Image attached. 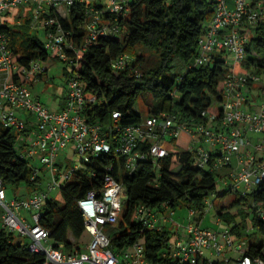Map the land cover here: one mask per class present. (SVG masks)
Instances as JSON below:
<instances>
[{"label": "built area", "instance_id": "built-area-1", "mask_svg": "<svg viewBox=\"0 0 264 264\" xmlns=\"http://www.w3.org/2000/svg\"><path fill=\"white\" fill-rule=\"evenodd\" d=\"M131 1L0 0V130L20 131L32 127L30 146L22 149L21 156L28 160L33 180L40 177L41 168L38 164H31V158L40 161L53 175L48 189L37 188L26 197L10 199L8 185L0 178V204L4 207L2 227L21 236L30 235L33 239L30 248L45 255L44 264H162L150 259L143 240L121 252L112 247V232L119 224L127 203V186L111 173L106 175L102 189L92 190L79 199L91 240L73 247L52 242L51 231L42 223L50 191L59 185L62 188V179H71L92 156L116 150L125 159L128 169H135L143 159H152L156 168H160L159 159L169 154L168 140L177 141L186 134L190 139L188 150L197 166L214 170L232 167L230 173L220 177V183L236 189L244 186V191H252L264 180V72L255 68L236 69V65L243 63L248 56V38L243 31L264 22V0H212L214 16L207 22L199 40L198 54L190 66L208 64L220 54L226 58L221 112L205 110L203 116L206 119L195 122L185 119L180 112L164 111L145 116L140 123L122 125V114L116 110L108 123L93 122L84 111L89 103L97 102L98 97L86 94L76 67L83 52L101 37L125 33L121 20L129 15ZM24 2L37 5L32 26L44 30L45 49L53 57L66 62L67 96L61 110L50 108L31 87L48 70L44 60L37 58L29 65H23L14 57L10 47L9 32L5 28L7 25L2 23V16L10 7ZM85 3L89 4L87 21L83 25L86 36L78 45L59 16L67 17L61 7L70 11L72 6ZM132 58L130 53H123L113 61V67L124 69ZM229 59L234 62L230 63ZM251 84L260 85L262 90L255 110L248 107L247 89ZM250 134L258 135V140L254 141ZM68 147L85 156V165H67V170L57 175L63 165L59 161L60 154ZM235 157H238L236 166ZM213 203L211 198L207 200V211ZM28 213H31L34 223ZM174 213L175 209L168 204L155 208L141 205L135 217L149 228L163 230L169 229L166 224ZM258 213L264 219L263 206ZM196 215V210L190 208L192 219L185 226L187 236L181 233L180 227L174 232L171 230L164 257H171L176 264H264L263 257L244 252L247 240L235 239L230 225L223 231L204 227ZM215 217L218 223L223 221L217 213ZM222 239L226 241L222 242ZM237 242L240 256L221 261L207 257L208 251L211 255H221Z\"/></svg>", "mask_w": 264, "mask_h": 264}, {"label": "trees", "instance_id": "trees-1", "mask_svg": "<svg viewBox=\"0 0 264 264\" xmlns=\"http://www.w3.org/2000/svg\"><path fill=\"white\" fill-rule=\"evenodd\" d=\"M88 5H74L69 16H59L78 45L86 36L83 25L87 21ZM214 6L212 0H132L129 15L121 20L126 28L123 37L103 36L79 59L76 70L85 92L98 97L97 102L86 106L85 116L90 121L105 124L118 110L122 114V125L140 123L145 117L141 99L146 116L176 111L185 119L199 122L206 119L203 116L205 110L221 112L226 58L220 54L208 64L190 66L198 54L199 40L207 22L214 16ZM5 28L9 32L14 57L21 64L29 65L37 58H55L45 49L39 33L30 27L28 32L13 30L9 26ZM243 32L248 38V56L243 63L236 65V69L255 68L264 72V22ZM143 50H155L159 61L152 62ZM123 53H130L133 60L126 68L116 70L113 61ZM178 65L185 66L184 71L174 70ZM67 72L65 70L66 75ZM260 88V85L251 84L247 90ZM31 132L30 126L20 131L1 128L0 178L7 185L26 183L33 191L41 186L42 178L32 179V168L21 156L22 149L30 146ZM159 162L160 168H156L152 159H143L135 169H128L125 159L116 150L92 156L62 186L59 198L46 201L43 225L51 231L55 243H64L67 247L81 246L78 240L87 229L79 199L92 190L102 189L106 175L111 173L127 186L126 207L112 232V247L117 252L143 240L153 262L176 264L171 257L163 256L171 230L145 226L135 217L139 206L155 208L168 204L172 209L187 206L196 210L195 218L201 223L207 213V200L215 194L227 196L233 191L237 196L231 204L216 209L217 216L225 219L239 238L245 235L248 219L258 232L264 234V219L258 213V209L264 207V180L252 191L224 184L222 191L219 189L220 177L230 173V166L217 170L197 166L189 150H169ZM233 208L238 211L236 215L231 213ZM235 216H240L241 221ZM16 235L0 227V264H44L45 255L31 250L29 243L17 239ZM72 236L76 240L71 239ZM243 250L264 258V242H248Z\"/></svg>", "mask_w": 264, "mask_h": 264}, {"label": "rangeland", "instance_id": "rangeland-1", "mask_svg": "<svg viewBox=\"0 0 264 264\" xmlns=\"http://www.w3.org/2000/svg\"><path fill=\"white\" fill-rule=\"evenodd\" d=\"M36 8L37 5L32 2H24L20 4L19 6H12L6 11L2 16V23L4 25L9 26L13 30H20L24 32H28V28L30 27L32 31H35L39 33L42 40L44 39V30L35 28L32 26V22L35 19L36 16ZM62 11L66 13L67 16L70 15V11L67 7H61ZM19 20L22 21V23H19ZM29 25V27H27ZM122 38L123 35H120ZM143 53L148 55V59H150L155 64L159 61V56L155 50H143ZM219 54V53H216ZM133 59V58H132ZM230 63H233V59H229ZM44 63L46 66H48V70L45 71V80L36 83L33 82L31 84V87L34 91V93L37 94V96H40L42 101L47 104L50 108L53 110H56L55 102L60 98L63 89L67 85V75L65 74V70H67L66 62H64L61 59L58 58H52L49 57L47 60H44ZM185 66L178 65L175 67L174 70L176 71H184ZM67 88V87H66ZM140 104L142 106V112L146 116L147 112L144 109L143 100L141 99ZM139 104V105H140ZM169 150L171 151H183L188 150L190 148V139L186 134H183L177 141H170L168 140V143L166 144ZM85 156H81L80 153H76L74 149L71 147L65 148L62 150L59 161L60 164H63L61 167V171H57V175L60 172H65L67 170V165L69 167H73L75 165H81L84 166ZM31 164H38V166L41 168L40 170V176L42 178V187L41 188H47L50 184V182L53 181V175L52 172L45 167L40 161H38L36 158L30 159ZM67 179L63 178L61 184H66ZM220 190H224V186L222 183H220L219 186ZM244 189V186H243ZM8 192V199L18 197L23 198L28 196L32 192V188L26 184L22 183L21 185H8L7 188ZM61 196V185L50 191L49 198L50 199H57ZM237 196V192H229L227 196H219V194H216L213 196L212 200L214 201L213 206H210L207 213L205 214L202 225L204 227H211L215 230L223 231L226 226H228V223L225 219L221 223H218L215 219L214 212L215 209H219L220 206L223 204H231L233 202V199ZM214 210V211H213ZM26 212V211H25ZM216 213V212H215ZM232 214L236 215L238 213L236 208H233L231 211ZM3 214H4V207L0 204V227L3 225ZM30 215L31 221L34 223V219L31 216V213H28ZM166 213L165 215H167ZM161 217H164V213L161 215ZM236 217V216H235ZM240 216L236 217V220H239ZM192 217L190 216V208L187 206H178L175 208V213L172 215V218H170V222L166 224V226L172 230V232L176 231L178 227L181 228V233L184 236H187L185 226L190 222ZM162 222H159V225H161ZM235 239H238L236 234ZM17 239H23L24 243H29V245L32 243L33 239L30 235L21 236L16 235ZM91 235L88 233H85L83 237L78 240V242L81 245H84L88 243L91 240ZM248 242L254 243V242H264V234L262 232H258L257 228H255L252 225V222L250 219H248V228L245 229V235L244 237ZM71 239H74V236L71 237ZM240 239V238H239ZM225 239H222V242H225ZM54 242V240L52 241ZM239 242V241H238ZM238 242L234 244L233 248H228L225 250L221 255H211L208 251L207 257L212 258L214 260H224L225 258H235L238 255H240V251H238Z\"/></svg>", "mask_w": 264, "mask_h": 264}, {"label": "crops", "instance_id": "crops-1", "mask_svg": "<svg viewBox=\"0 0 264 264\" xmlns=\"http://www.w3.org/2000/svg\"><path fill=\"white\" fill-rule=\"evenodd\" d=\"M45 75L43 76V78L39 81H35L37 84L44 81L45 80ZM255 86V85H254ZM257 86V85H256ZM67 85L65 86V88L63 89L62 91V94L60 96V98L55 102V107H56V110H61L65 104H66V96H67ZM261 89V88H260ZM260 89H252V91H248L247 90V96L249 98V102H248V107L252 110H255V109H258V106H259V102H260V97H261V92L262 90ZM35 95L37 96V94L35 93ZM40 98V96H37ZM253 97V98H252ZM41 99V98H40ZM42 100V99H41ZM250 136L253 138L254 141L258 140V135L256 134H250ZM238 164V157H235L234 158V165L236 166ZM242 189V188H241ZM214 211V210H213ZM215 212L217 213L216 209H215ZM214 212V216H215V213ZM216 219V217H215ZM241 255V253H240ZM238 255V256H240ZM237 256V257H238Z\"/></svg>", "mask_w": 264, "mask_h": 264}]
</instances>
